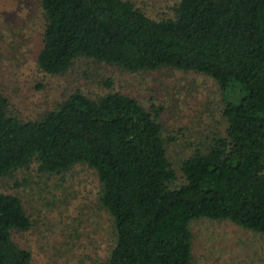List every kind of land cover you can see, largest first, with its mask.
Returning <instances> with one entry per match:
<instances>
[{
  "label": "trees",
  "instance_id": "trees-1",
  "mask_svg": "<svg viewBox=\"0 0 264 264\" xmlns=\"http://www.w3.org/2000/svg\"><path fill=\"white\" fill-rule=\"evenodd\" d=\"M38 6L42 73L65 76L86 59L129 73L203 75L221 90L222 127L174 164L163 106L117 90L75 89L31 119L11 111L0 89V264H32L14 236L33 226L21 196L2 183L21 172L29 175L23 185L37 176L61 186L80 165L94 174L96 204L111 222L102 264H190V224L199 218L264 235V0H176L159 18L132 0Z\"/></svg>",
  "mask_w": 264,
  "mask_h": 264
},
{
  "label": "rangeland",
  "instance_id": "rangeland-1",
  "mask_svg": "<svg viewBox=\"0 0 264 264\" xmlns=\"http://www.w3.org/2000/svg\"><path fill=\"white\" fill-rule=\"evenodd\" d=\"M132 1L155 18L170 16L176 2ZM39 20L38 0H0V89L11 111L35 119L75 89L90 95L121 91L148 108L164 107L163 132L175 136L168 147L174 164L222 127L221 90L203 75L170 68L129 73L86 59L75 62L65 76L42 73L35 64ZM106 78L111 79L110 88ZM33 177L23 185L29 175L18 172L2 183L16 191L32 213L31 229L14 236L31 251L32 264H102L113 235L109 217L96 204L92 171L77 166L61 186L53 177ZM65 186L67 192L62 190ZM190 226V264H264L263 234L227 220L199 218Z\"/></svg>",
  "mask_w": 264,
  "mask_h": 264
}]
</instances>
